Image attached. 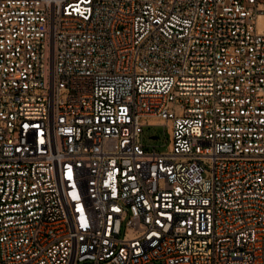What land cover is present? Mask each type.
Returning <instances> with one entry per match:
<instances>
[{
    "label": "built area",
    "instance_id": "2783aa9c",
    "mask_svg": "<svg viewBox=\"0 0 264 264\" xmlns=\"http://www.w3.org/2000/svg\"><path fill=\"white\" fill-rule=\"evenodd\" d=\"M0 264H264V0H0Z\"/></svg>",
    "mask_w": 264,
    "mask_h": 264
},
{
    "label": "rangeland",
    "instance_id": "374dc122",
    "mask_svg": "<svg viewBox=\"0 0 264 264\" xmlns=\"http://www.w3.org/2000/svg\"><path fill=\"white\" fill-rule=\"evenodd\" d=\"M155 137V139H153ZM142 145L149 150L155 147L157 152H164L168 145V135L162 126L144 127L141 137Z\"/></svg>",
    "mask_w": 264,
    "mask_h": 264
},
{
    "label": "water",
    "instance_id": "95a60500",
    "mask_svg": "<svg viewBox=\"0 0 264 264\" xmlns=\"http://www.w3.org/2000/svg\"><path fill=\"white\" fill-rule=\"evenodd\" d=\"M153 139H155V137H153Z\"/></svg>",
    "mask_w": 264,
    "mask_h": 264
}]
</instances>
